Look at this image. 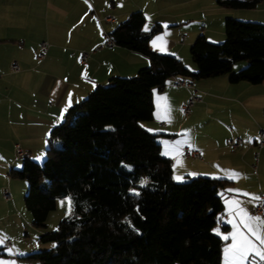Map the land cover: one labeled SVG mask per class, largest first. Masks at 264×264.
Wrapping results in <instances>:
<instances>
[{"label": "trees", "instance_id": "trees-1", "mask_svg": "<svg viewBox=\"0 0 264 264\" xmlns=\"http://www.w3.org/2000/svg\"><path fill=\"white\" fill-rule=\"evenodd\" d=\"M216 1L244 9L261 0ZM144 23L136 10L110 34L117 45L145 54L149 64L96 86L51 129L42 163L24 158L20 169L9 170L27 180L24 203L35 226H45L58 198H72V214L39 238L55 245L24 258L40 264H221L225 240L216 218L224 208L219 189L228 180L176 182L171 159L142 122L153 118V89L170 77L228 74L231 83L262 82L264 23L229 17L224 41L199 35L190 46L195 71L172 54L153 52L149 40L159 26L145 31ZM238 61L247 64L233 71Z\"/></svg>", "mask_w": 264, "mask_h": 264}, {"label": "crops", "instance_id": "crops-1", "mask_svg": "<svg viewBox=\"0 0 264 264\" xmlns=\"http://www.w3.org/2000/svg\"><path fill=\"white\" fill-rule=\"evenodd\" d=\"M136 10L145 16L144 30L159 26L149 48L178 57L191 71L196 70V64L190 46L199 35L215 43L224 41L229 17L264 23V0L244 9L223 7L216 0H0V207L7 213L21 211L14 195L3 197L4 189L11 194L20 184L9 170L20 169L24 158L43 159L51 129L96 86L107 84L115 76H133L149 64L145 54L117 44L96 48L103 42L104 32L110 34ZM106 15L112 20H103ZM157 37L163 38L157 41L162 47L153 46ZM42 41L49 46L45 57L37 59ZM83 51L88 52L85 62L80 60ZM14 61L18 71L10 68ZM246 64L235 62L232 70ZM185 80L192 87L174 85L170 77L163 87L153 89V118L142 125L156 134L161 154L172 161L175 180L194 176L228 180L219 189L225 217L224 228L218 230L223 238L233 232L237 222L226 201L237 199L251 216L261 217L253 213L258 200L250 202L249 196L227 190L264 195V147H256L259 126H264V80L258 84L231 83L228 74ZM192 95L201 100L184 115L181 105ZM236 137L242 138L243 144L228 147L226 140ZM16 145L23 156L16 155ZM177 147L178 152L164 154ZM183 147L197 150L200 156L185 157ZM232 173L238 176L226 178ZM254 227L264 236V224ZM241 230L247 234L242 226ZM229 244L231 238L223 245L221 264H225L224 249ZM16 264L23 263L16 260ZM256 264H260L258 258Z\"/></svg>", "mask_w": 264, "mask_h": 264}, {"label": "rangeland", "instance_id": "rangeland-1", "mask_svg": "<svg viewBox=\"0 0 264 264\" xmlns=\"http://www.w3.org/2000/svg\"><path fill=\"white\" fill-rule=\"evenodd\" d=\"M241 62L243 61H238L236 63ZM257 150L260 149L257 148ZM45 158L46 156L43 159H40L35 162L42 163ZM14 180L20 184L16 185L15 188L12 189L11 195H14V199H16V201L17 199L19 200V207L21 211L20 213H18L17 209H14L12 213H7V211L3 207H0V234H5L8 239L12 241V245H6L4 242V244L0 246V251L3 252L0 254V261L4 262V264H16V260H21L23 264H40L38 260L27 259L19 256L25 255L28 252H38L41 250H47L55 245V243L52 241L43 242L39 238L44 233L56 230L59 222L64 217L72 214L73 211H71V213L69 214L67 205V198L70 196L58 198L56 201L55 208L51 210L47 216L45 226L38 227L32 224V215L30 211L26 208L24 203V198L28 192L27 180L20 178H14ZM175 181L181 182L182 180ZM61 201H65L63 206H61ZM217 231L220 234L222 233L220 230ZM8 249H11L12 251L9 252Z\"/></svg>", "mask_w": 264, "mask_h": 264}, {"label": "snow or ice", "instance_id": "snow-or-ice-1", "mask_svg": "<svg viewBox=\"0 0 264 264\" xmlns=\"http://www.w3.org/2000/svg\"><path fill=\"white\" fill-rule=\"evenodd\" d=\"M87 2V0H86ZM166 27V26H165ZM149 29L147 26L145 27V31ZM162 37H157L156 41H153L154 47H162V45H158L157 41H161ZM71 93L69 94L68 106H71ZM67 111V108L61 111V116L59 119H63L64 112ZM169 151H177L178 147L175 149H167L165 151V155L169 153ZM177 163H180L179 161ZM216 167H219L218 165ZM229 171V170H225ZM189 175H195L193 173H189ZM238 174H230L226 178L235 179ZM220 178V177H217ZM176 179H182V177H176ZM227 191L236 192L238 194H242L244 196L250 197V202L252 200H258L259 197L252 196L249 193H240V190L229 189ZM134 195H139V193H133ZM65 201H61V206H63ZM229 205V211L233 214L234 218L237 220L236 223L233 224V232L230 235L223 236V239L229 240L231 238V244L225 247L224 249V257L225 264H256V258H258L260 264H264V236H261L259 231L254 225L264 224V219L261 217L251 216L242 206L241 202L237 199H233L231 201H226ZM68 212L69 214L72 211V200L71 197L67 198ZM232 223V221H229ZM241 226L246 233L241 230ZM216 231V230H214ZM217 234L220 233L217 231ZM250 237H254V240ZM8 239L5 234H0V246L4 244V242ZM258 242V243H256ZM11 252V249H8ZM0 264H4V262L0 261Z\"/></svg>", "mask_w": 264, "mask_h": 264}, {"label": "built area", "instance_id": "built-area-1", "mask_svg": "<svg viewBox=\"0 0 264 264\" xmlns=\"http://www.w3.org/2000/svg\"><path fill=\"white\" fill-rule=\"evenodd\" d=\"M105 21H110L112 20V16L111 15H106L102 18ZM102 19L98 18L99 21H101ZM116 45V42L114 40V38L111 36V34H108L107 32H104V40L102 43H99L97 45V49L103 48V47H107V48H113ZM48 42L46 41H42L39 44V51L36 54V58L37 59H42L45 57L46 51L48 49ZM88 57V52L83 51L80 54V60L81 62H85V60ZM11 70L13 71H18L19 67L18 64L14 61L13 63H11L10 65ZM173 84L177 85V86H183V87H192V85L181 78L175 77L173 76ZM201 100V98L199 96L196 95H192L190 97H188L181 105V110L182 113L184 115H188L190 114V112L192 111V108L194 106V104ZM243 144V139L240 137H236V138H228L226 140V145L230 148H237L239 146H241ZM256 147L258 149H261L262 147H264V127H259L258 129V139L256 142ZM15 152L16 155L18 156H23L24 152L22 151V149L19 147V145H16L15 147ZM182 153L185 157H195L198 158L199 152L195 149L189 148V147H183L182 149ZM257 156H258V151L255 153V157L257 160ZM3 197L5 199H10L11 198V194L9 192L8 189H4L3 191ZM260 199H258L256 205L253 208V213L259 215L262 217V219H264V195H260L259 197ZM225 217L224 213L221 212L218 214L216 221H217V226L219 229H223L224 228V224H223V218ZM5 243L7 245H10L12 243V241L10 239L6 240Z\"/></svg>", "mask_w": 264, "mask_h": 264}]
</instances>
